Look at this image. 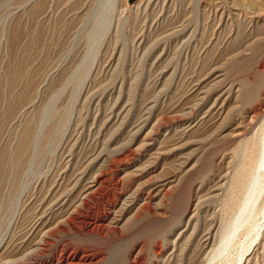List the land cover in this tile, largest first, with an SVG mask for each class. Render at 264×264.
Masks as SVG:
<instances>
[{"label":"rangeland","instance_id":"374dc122","mask_svg":"<svg viewBox=\"0 0 264 264\" xmlns=\"http://www.w3.org/2000/svg\"><path fill=\"white\" fill-rule=\"evenodd\" d=\"M23 1L0 0V155L32 142L14 202L0 206V264H206L239 207L241 195L228 199L241 141L264 118L260 0L241 2L246 12L240 0H116L106 25L90 17L96 0H38L34 17ZM194 9H206L199 23ZM260 195L259 230L244 225L212 264H262Z\"/></svg>","mask_w":264,"mask_h":264},{"label":"bare ground","instance_id":"6f19581e","mask_svg":"<svg viewBox=\"0 0 264 264\" xmlns=\"http://www.w3.org/2000/svg\"><path fill=\"white\" fill-rule=\"evenodd\" d=\"M43 1V0H42ZM91 1V0H90ZM173 1V0H172ZM235 1H237V0H229V2H226L227 4L229 3V5H230V7L231 6H233L234 7V3H235ZM247 0H240V3L241 2H246ZM26 2V3H25ZM25 2L23 1V3H25L26 5H28L29 6V10H31L36 4L37 5H39L38 3H41L40 1L38 2V0H25ZM174 2V1H173ZM216 2V1H215ZM238 2V1H237ZM247 2H249V1H247ZM260 2L262 3V5L261 6H263V8H264V0H260ZM95 3V2H94ZM172 3V2H171ZM198 3V2H197ZM197 3H196V5H197ZM210 3H211V1H210ZM259 3V2H258ZM148 4V3H147ZM203 4V3H202ZM213 4V3H212ZM219 4H221L220 2H219ZM226 4V6L227 7H225V8H228V6L229 5H227ZM243 4V6H242V8H243V10H244V12H246V11H250V4H246V3H241V5ZM23 5V4H22ZM118 5H119V2H117L116 0H96V4L95 5H93L95 8H93L94 9V11H91L92 12V15L90 16V17H93V22L95 23V22H98L99 23V25L101 24H107V17H109V15L111 14L110 12H112V10L114 9V8H118ZM173 5V4H172ZM198 5H199V3H198ZM206 5H208V3H206ZM223 5V4H222ZM238 5H239V3H238ZM259 5V4H258ZM27 6V7H28ZM175 5H173V7H174ZM182 6V5H181ZM203 6V5H202ZM219 7L221 6V5H218ZM217 6V7H218ZM225 6V5H224ZM240 6V5H239ZM252 6V5H251ZM255 6V5H254ZM140 7V6H139ZM186 7V6H185ZM207 7V6H206ZM212 7H214V11L213 12H215V14H218L217 13V10H216V4L215 5H212ZM218 7V8H219ZM229 7V8H230ZM235 7H236V5H235ZM39 7L38 6H36V9H38ZM41 8V7H40ZM88 8H89V6H88ZM194 8H195V6H194ZM197 9H198V6L196 7ZM199 8H201V7H199ZM205 8V7H204ZM209 8H211L210 6H209ZM208 8V9H209ZM253 8V7H252ZM87 9V8H86ZM92 9V10H93ZM121 9V8H120ZM197 9H194V11H193V15H191V16H193L192 17V19H194V21H195V23H196V21H198V23H199V21L201 20H198L199 19V14H201V13H199L200 11H202V12H204L203 10H200L199 9V11L197 10ZM202 9V8H201ZM240 9V8H239ZM116 10V9H115ZM137 10V9H136ZM142 10V9H141ZM212 10V9H211ZM231 10V9H230ZM238 10V9H237ZM33 11H34V8H33ZM207 11H209V10H207ZM219 11V10H218ZM31 12H32V10H31ZM30 12V13H31ZM40 12V11H39ZM90 12V13H91ZM205 12H206V9H205ZM204 12V13H205ZM212 12V13H213ZM228 12H232V10L231 11H228ZM238 12V11H237ZM241 13H242V11H240ZM262 12V11H261ZM260 12V13H261ZM42 13V12H41ZM204 13H202V14H204ZM235 13V12H234ZM255 13V12H254ZM253 13V14H254ZM29 14V13H28ZM32 14H33V17L36 15H39V13L37 14L35 11L34 12H32ZM119 19H121V17H122V15L124 14L123 13V11L122 12H119ZM173 14H174V12H173ZM231 14V13H230ZM253 14H251L252 16H253ZM263 14H264V12H263ZM263 14H261V15H263ZM41 15V14H40ZM89 15V14H88ZM172 15V14H171ZM178 15V14H177ZM246 15H248V14H246ZM255 15H256V13H255ZM260 15V14H259ZM79 16H81V15H79ZM85 16V15H84ZM83 16V17H84ZM175 16V15H174ZM203 16V15H202ZM213 16V15H212ZM227 16V15H226ZM264 16V15H263ZM111 17V16H110ZM123 17H124V15H123ZM201 17V16H200ZM213 17H215V15L213 16ZM232 17V16H231ZM243 17V16H242ZM150 18V17H149ZM164 18V17H163ZM170 18V17H169ZM169 18H167V19H169ZM172 18V17H171ZM171 18H170V20H171ZM175 18V17H174ZM45 19V18H44ZM110 19V18H109ZM243 19V18H242ZM253 19V18H252ZM30 20V19H29ZM41 20V19H40ZM48 20V19H47ZM92 20V19H91ZM125 19H123V21H124ZM180 20V19H179ZM262 20V19H261ZM260 20V21H261ZM166 21V20H165ZM168 21V20H167ZM176 21V20H175ZM232 21V20H231ZM235 21H237L236 19L234 20V22ZM255 21V20H254ZM259 21V22H260ZM119 22H122V20L120 21L119 20ZM160 22V21H159ZM239 22H240V19H239ZM244 22V21H243ZM252 22V21H251ZM250 22V23H251ZM263 22V21H262ZM44 23H46V22H44ZM175 23V22H174ZM185 23V22H184ZM232 23V25H233V22H231ZM241 23V22H240ZM248 23V22H247ZM246 23V24H247ZM122 24V23H121ZM239 24V23H238ZM238 24H237V26H238ZM96 25H97V23H96ZM175 25V24H174ZM183 25V24H182ZM197 25V24H196ZM258 25V24H257ZM256 25V26H257ZM262 24H260L259 26H261ZM50 26V25H49ZM198 26V25H197ZM185 27V26H184ZM184 27L182 28V29H184ZM219 27V26H218ZM263 27V29H264V26H262ZM261 27V28H262ZM42 28V27H41ZM97 28V27H96ZM177 28H178V26H177ZM201 28V27H200ZM206 28V27H205ZM237 28H239V27H237ZM243 28V27H242ZM260 28V27H259ZM105 29H107V27L105 28ZM105 29H103V30H105ZM176 29V28H175ZM181 29V28H180ZM195 29H196V27H195ZM233 29V28H232ZM235 29V28H234ZM245 29V28H244ZM190 30V29H189ZM231 30V29H230ZM256 30H257V27H256ZM255 30V31H256ZM96 31V30H95ZM94 31V32H95ZM173 31V30H172ZM177 31V30H176ZM179 31H181V30H179ZM236 31V30H235ZM234 31V32H235ZM252 30H250V32H251ZM264 31V30H263ZM87 32V31H86ZM90 32V31H89ZM197 32V30L195 31V33ZM249 32V33H250ZM199 33V32H198ZM173 34V33H172ZM86 35V34H85ZM88 36H84V37H86V39L88 38V40H89V42H90V37L92 36V34L90 35V33H88L87 34ZM198 35V34H197ZM196 34H195V36H197ZM222 35V34H221ZM234 35V34H233ZM255 35V34H254ZM169 36H171V35H169ZM194 36V35H193ZM193 36H192V38H193ZM219 36V35H218ZM242 36V35H241ZM256 36V35H255ZM186 37H187V35H186ZM245 37H246V35H245ZM254 37V36H253ZM259 37V36H258ZM79 38H81V37H79ZM191 38V39H192ZM241 38V37H240ZM264 38V37H263ZM84 39V38H83ZM196 38H193L192 39V41L193 40H195ZM245 39V38H244ZM253 39V38H252ZM230 40V39H229ZM237 40V39H236ZM235 40V41H236ZM197 41V40H196ZM245 41V40H244ZM88 42V41H87ZM88 42V43H89ZM250 42V41H249ZM248 42V43H249ZM252 42V41H251ZM192 45V43L190 44V46ZM193 45H194V43H193ZM189 47V45L187 46V48ZM193 47V46H192ZM246 47V46H245ZM190 48V47H189ZM97 49H98V47H97ZM97 51V50H96ZM197 51V50H196ZM247 50H244V52H246ZM93 52H95V50L93 51ZM204 54V53H203ZM237 55V54H236ZM41 66V65H40ZM81 68H80V70L81 71H83V69H82V66H80ZM36 68H38V67H36ZM182 71V70H181ZM29 74V73H28ZM28 76V75H27ZM17 77V76H16ZM17 79V78H16ZM41 82V81H40ZM45 84V83H44ZM39 85V84H38ZM32 87H34L35 88V86H32ZM38 87V86H37ZM32 90H34V89H32ZM40 89H38V88H36L35 89V93H33L34 95L35 94H39L40 95V92L42 93V91H40ZM39 92V93H38ZM23 93V92H22ZM29 94H30V92H29ZM236 94V93H235ZM29 96V95H28ZM31 96V95H30ZM29 96V97H30ZM37 96V95H36ZM28 97V98H29ZM26 98V97H25ZM34 98H35V96H34ZM237 98V97H236ZM33 95H32V97H31V99H26V101H24V105L23 104H21V105H23V108H21V111H19L18 113H19V115H18V117L16 118V116H14V118H15V120L13 119V117H12V121H14L15 122V125L17 124V125H19V123H21V121H20V119L22 120V121H25L26 122V120H27V118H29V116L30 115H32L31 114V112H32V110L35 108V106H37V105H35L36 103V101L34 102V100L36 99H33ZM52 102V101H51ZM49 105V104H48ZM72 106V105H71ZM73 107V106H72ZM56 108V107H55ZM71 108V107H70ZM75 108V107H74ZM42 109V108H41ZM43 109H44V107H43ZM49 109V108H48ZM45 110V109H44ZM43 110V111H44ZM51 110H52V108H51ZM55 110V109H54ZM35 112L37 111V109L36 110H34ZM39 111V117H40V122H41V119H42V112L43 111H41L40 112V110H38ZM45 112H46V110H45ZM44 112V113H45ZM54 112V111H53ZM18 113H16V114H18ZM64 113V112H63ZM63 113H59V115H61V118H65V117H62L63 116ZM72 113H73V111H72ZM46 114H47V112H46ZM59 115H54L53 114V116H54V118L55 117H59ZM52 116V117H53ZM65 116H66V114H65ZM71 116V115H70ZM67 117V116H66ZM48 119H50V118H48ZM45 120V119H44ZM47 120V119H46ZM46 120L45 121H43V122H45L44 124H47L46 123ZM38 120H37V124L36 123H34V124H36L37 126H39V122ZM51 122L49 123L50 124V126H48L47 125V127H49L48 128V130L46 131V133H43V134H45V136H46V134H51L53 131H54V129H56L57 127H55V124L53 123V121L54 120H50ZM56 121V120H55ZM58 121V120H57ZM60 121V120H59ZM62 121H63V119H62ZM56 123V122H55ZM23 124V123H22ZM44 124H40V125H44ZM15 125H14V127H15ZM35 125V126H36ZM58 124H56V126H57ZM20 126H22V125H20ZM19 126V127H20ZM260 126V125H259ZM18 127V126H17ZM16 127V128H17ZM46 127V126H45ZM46 127V128H47ZM261 128H259L260 130H258L257 131V134H255V132H254V136H250L251 138H246V140H242L241 141V144H240V147H239V151H238V153H240V159H241V161H242V163H239L238 162V166H237V168L240 166L241 167V169L237 172V171H235L234 172V175H235V173H237L236 174V176L235 177H233V183H232V185L230 184V183H227L228 185L230 184V186H231V196H230V198L228 199V203L230 202V201H232L233 200V198L237 195V194H239L238 196H240L241 195V198H237V200L238 199H240V203H238L239 204V207L237 208V212H236V215L232 218V221H230L229 220V222H228V224H230V225H227L226 224V229L224 228V233L222 234L221 233V237L219 238L220 240H219V245L217 246V248H215L216 250H214V251H211V253L212 252H214V253H212L211 255V257H210V260L206 263V264H212L213 262L215 263V261H218L219 262V260H221V259H219V258H221L223 255H224V253L226 252V251H228L227 250V248L228 247H230V245H231V243H233L234 242V239H235V237H236V235H237V233H238V231L240 230V229H242V227L244 226V225H247L248 227H247V231L249 232L248 234H250V232H253V231H255V229L257 228V225H255L256 223L253 221V217L252 216H255L254 214H255V212H256V208H257V206L256 205H258V204H256L257 202H259V201H257L259 198H260V194L262 193V192H264V184H263V180H264V118H263V121L261 122V126H260ZM43 129H44V127H43ZM17 131V130H16ZM20 131V130H19ZM62 131V130H61ZM60 132V131H59ZM52 135H53V133H52ZM33 136V135H32ZM39 136V135H38ZM38 136H37V138H38ZM40 137V136H39ZM47 137V136H46ZM23 138V140H25L26 139V141H19V139H18V141H16L17 143H16V146H15V148H14V151H12V153H10L9 155L10 156H7V158L5 157V155L6 154H3L2 156L0 155V157H1V159H0V164H1V168L2 169H8L9 171V174H10V176H9V188L8 187H6V189H7V195L4 197V195H2L4 198L1 200V204H0V206H1V208H3V207H7V208H9L8 206L10 205V203H13L14 201V199H15V197H16V195H17V193H18V190H19V186H18V184H19V182H20V180L22 181V175H23V169H24V165H25V163H27L26 161L29 159L28 158V154H29V152L28 151H30V147H31V141H30V139H29V137H22ZM33 138V137H32ZM41 138V137H40ZM39 138V139H40ZM45 138V137H44ZM14 139V138H13ZM15 139H17V138H15ZM14 139V140H15ZM29 139V140H28ZM36 139V138H35ZM42 139V138H41ZM40 139V140H41ZM49 139V138H48ZM48 139L46 138V140L48 141ZM37 140V139H36ZM36 140H34V141H36ZM39 140V142H41ZM38 142V143H39ZM44 141L42 140V142H41V144L39 145L38 143V145L37 146H39V149L37 150V151H35L34 150V152H33V155H34V153H35V155H36V152H37V156H40V154H41V152H43L44 151V145H45V143L46 142H44ZM12 143H14V142H12ZM9 149V148H8ZM11 149V148H10ZM46 149V148H45ZM32 150V149H31ZM16 151V152H15ZM33 151V150H32ZM9 152H10V150H9ZM5 153H6V151H5ZM237 153V152H236ZM238 153H237V155L236 156H238ZM39 154V155H38ZM30 156H31V154H30ZM34 157V156H33ZM35 158H36V156H35ZM40 158V157H39ZM239 159V160H240ZM33 160V159H32ZM33 162V161H32ZM241 164H242V166H241ZM27 165H31V164H27ZM26 171V170H25ZM31 171V170H30ZM4 174H5V172H4ZM8 174V175H9ZM25 174V173H24ZM5 176V175H4ZM71 176V175H70ZM27 177V176H26ZM232 177V176H231ZM28 178V177H27ZM26 179V178H25ZM1 181V180H0ZM100 181V180H99ZM228 181V180H227ZM230 181V180H229ZM231 182V181H230ZM4 183V182H3ZM23 183V182H22ZM57 184V183H56ZM89 184V183H88ZM5 185V183L3 184V186ZM69 185V184H68ZM78 185V184H77ZM91 187V186H90ZM3 188V187H2ZM3 190H4V188H3ZM6 191V190H5ZM228 196V195H227ZM77 198V197H76ZM236 198V197H235ZM226 199V198H225ZM235 200V199H234ZM233 200V203H235V201ZM13 201V202H12ZM17 201V200H16ZM15 201V202H16ZM226 202V206L228 205L227 204V200L225 201ZM238 202H239V200H238ZM231 203V202H230ZM229 203V204H230ZM237 203V202H236ZM237 205V204H236ZM230 206V205H229ZM238 206V205H237ZM260 206V205H259ZM228 207V206H227ZM263 207V206H262ZM11 208V207H10ZM9 208V209H10ZM231 208L232 209H234V206H232V204H231ZM230 208V209H231ZM261 208V207H260ZM262 209V208H261ZM261 209H259V210H261ZM2 210H5V209H2ZM7 210V209H6ZM235 210H236V207H235ZM234 210V211H235ZM263 210V209H262ZM258 213H256V214H259V213H261V212H263V213H261V214H264V210L263 211H257ZM3 213H5V212H3ZM235 213V212H234ZM255 217H258L257 215L255 216ZM259 226V225H258ZM244 229V228H243ZM258 230H259V227L257 228ZM256 229V230H257ZM245 230V231H246ZM244 231V232H245ZM222 232V231H221ZM243 232V233H244ZM246 233V232H245ZM256 234L258 235L259 234V231H257L256 232ZM248 238V237H247ZM196 241V240H195ZM233 241V242H232ZM197 242V241H196ZM251 242H253L254 243V241L252 240ZM238 246V245H237ZM196 247V246H195ZM198 247V246H197ZM196 247V248H197ZM178 251V250H177ZM264 253V252H263ZM245 254V253H244ZM205 255V254H204ZM225 257H226V255H225ZM228 257V256H227ZM242 257H243V254L239 257V259H238V261H237V263L236 264H240L241 263V261H242ZM209 259V257L207 258V260ZM218 259V260H217ZM225 259V258H224ZM227 260H228V258H226ZM226 260V261H227ZM249 263V262H248ZM226 264V263H225ZM262 264H264V254H263V256H262Z\"/></svg>","mask_w":264,"mask_h":264}]
</instances>
